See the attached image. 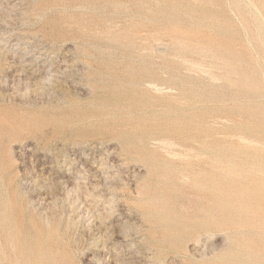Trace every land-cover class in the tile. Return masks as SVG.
Listing matches in <instances>:
<instances>
[{"label":"rangeland","instance_id":"374dc122","mask_svg":"<svg viewBox=\"0 0 264 264\" xmlns=\"http://www.w3.org/2000/svg\"><path fill=\"white\" fill-rule=\"evenodd\" d=\"M114 263L264 264V0H0V264Z\"/></svg>","mask_w":264,"mask_h":264},{"label":"bare ground","instance_id":"6f19581e","mask_svg":"<svg viewBox=\"0 0 264 264\" xmlns=\"http://www.w3.org/2000/svg\"><path fill=\"white\" fill-rule=\"evenodd\" d=\"M259 9H260V8H259ZM260 10H261V9H260ZM256 13H257V11H256ZM260 13H261V12H260ZM256 15H257V14H256ZM261 21H262V20H261ZM262 23H263V22H262ZM145 27H146V26H145ZM143 29H144V28H143ZM143 29H142V30H143ZM147 29H148V28H147ZM147 29H145V30H147ZM139 32H141V31H139ZM139 32H138L139 36H138V35H137V36L141 38L142 35H140ZM143 32H144V31H143ZM151 32H152V30H151ZM153 32H154V31H153ZM141 33H142V32H141ZM144 34H145V33H144ZM146 34H149V32L147 33V31H146ZM135 36H136V35H135ZM135 36H134V38H135ZM137 36H136V37H137ZM138 37H137V38H138ZM134 38H133V39H134ZM146 38L148 39V37H146ZM155 39H157V38H155ZM160 39H161V38H160ZM135 40L137 41L138 39L135 38ZM139 40H140V39H139ZM139 40H138V41H139ZM158 40H159V39H158ZM142 41H143V40H142ZM155 41H156V40H155ZM161 41H162V40H161ZM139 42H140V41H139ZM157 42H159V41H157ZM70 61H71V60H70ZM63 64H64V63H63ZM68 65H69V64H68ZM50 67H51V66H50ZM65 67H66V65L64 66V68H65ZM67 67H68V66H67ZM49 69H51V68H49ZM55 70H56V68H55ZM63 70L65 71L66 69H63ZM41 71H43V70L41 69ZM64 71H63V72H64ZM54 72H55V71H54ZM57 72H58V71H57ZM65 72L67 73V71H65ZM76 72H77V71H76ZM48 73H49V71H48ZM55 73H56V72H55ZM66 73H64V74H66ZM74 74H75V73H74ZM58 75H59V74H58ZM66 75H67V74H66ZM17 76L20 77L19 75H17ZM46 76H47V75H46ZM53 76H54V75H53ZM53 76H52V77H53ZM59 76H60V75H59ZM44 77H45V76H44ZM52 77H51V78H52ZM64 77H65V76H64ZM37 78H38V77H37ZM40 78H42V76L39 77L38 79L40 80ZM48 78H49V77H48ZM48 78H47V79H48ZM58 79H59V78H58ZM66 79H67V78H66ZM73 79H74V78H73ZM35 80H37V79L35 78ZM43 80H44V78H43ZM40 81H41V80H40ZM48 81H49V79H48ZM56 82H57V81H56ZM41 83H42V81H41ZM73 84H74V83H73ZM76 84H77V83H76ZM74 85H75V84H74ZM74 85H72V86H74ZM77 86H78V85H77ZM75 87H76V86H75ZM79 88H80V87H79ZM98 158H99V157H98ZM101 160H102V159H101ZM101 160H100V161H101ZM102 161H103V160H102ZM97 162H98V160H97L95 163H93V164H96ZM103 163H104V162H103ZM93 164H92V165H93ZM85 165H86V164H85ZM88 165H89V164H88ZM99 165H101V164H99ZM83 166H84V165H83ZM103 166H104V165H103ZM41 167H42V166H41ZM41 167H40V168H41ZM48 167H49V166H48ZM68 167H69V166H68ZM84 167H85V166H84ZM88 167H89V166H88ZM66 168H67V167H66ZM78 168H79V167H78ZM220 168H221V167H220ZM44 169H45V168H44ZM69 169H70V168H69ZM82 169H83V168H82ZM82 169L80 168V169H78L77 171H75V172H74V175L76 176V175H78V174H81V173L79 172V170H82ZM87 169H89V170H87V172L89 173V172H90V168H87ZM91 169H92V168H91ZM98 169H99V168H98ZM122 169H123V168H122ZM61 170H62V168H61ZM85 170H86V168H85ZM85 170H84V171H85ZM42 171H43V170H41V172H42ZM70 171H71V170H70ZM60 172H61V171H60ZM67 172H68V171H67ZM67 172H65V177H66L65 180H67L68 177L71 179L70 172H69V173H67ZM45 173H46V172H45ZM68 175H69V176H68ZM92 175H93V174H92ZM42 176H43V175H42ZM46 176H47V175H46ZM80 176H81V175H80ZM82 176H84V175H82ZM99 176H100V175H99ZM84 177H85V176H84ZM42 178H43V177H42ZM44 178H45V177H44ZM72 178H73V177H72ZM114 178H115V177H114ZM46 180H47V179H46ZM72 180H73V179H72ZM81 180H82V179H81ZM92 181H94V180H92ZM92 181H90V183H91ZM99 181H100V180H99ZM72 182H73V184H75L74 181H72ZM75 182L77 183V181H75ZM82 182H83V180H82ZM80 183H81V182H80ZM84 183H85V182H84ZM87 183H88V182H87ZM95 183H96V182H95ZM95 183H94V184H95ZM99 183H100V182H99ZM71 184H72V183H71ZM78 184H79V183H78ZM91 184H92V183H91ZM91 184H89V186H90V187H91V186L93 187V185H91ZM97 184H98V183H96V185H97ZM75 185H76V184H75ZM81 185H82V184H81ZM76 186H77V185H76ZM79 186H80V184H79ZM79 186H78V187H79ZM87 186H88V185H87ZM98 186H99V185H98ZM72 187H73V186H72ZM78 187H76V189H77ZM81 187H82V186H81ZM85 188H87V187H85ZM95 188H97V187H95ZM72 189H73V188H72ZM76 189H75V190H76ZM81 189H82V188H81ZM92 189H93V188H92ZM111 189H112V188H111ZM77 190H78V189H77ZM90 190H91V189H90ZM90 190H89V192L92 193V191H90ZM73 191H74V190H73ZM78 191H80V190H78ZM93 191H94V190H93ZM91 193H90V194H91ZM100 193H101V191H100ZM91 195H92V194H91ZM89 196H90V195H89ZM111 196H112V195H111ZM45 199H46V198H45ZM46 200H47V199H46ZM32 208H34V207H32ZM43 217H44V216H43ZM46 219H47V218H46ZM45 221H46V220H45ZM47 221H49V220H47ZM209 221H210V220H209ZM206 223H207V222H206ZM209 223H210V222H209ZM202 224H203V222H202ZM203 225H204V224H203ZM206 225H207V224H206ZM210 225L212 226V224H210ZM207 226H208V225H207ZM211 226H209V227H211ZM140 237H141V236H140ZM112 249H113V248H112ZM112 249H111V250H112ZM110 256H112V255H110ZM108 257H109V256H108ZM111 259H112V258H111ZM114 259H115V258H114ZM116 260H117V258H116ZM119 263H120V262H119ZM114 264H116V263H114ZM127 264H128V263H127Z\"/></svg>","mask_w":264,"mask_h":264}]
</instances>
